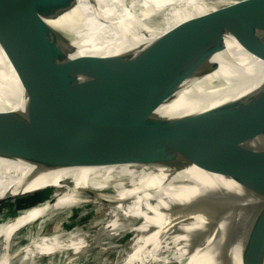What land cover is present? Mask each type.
I'll use <instances>...</instances> for the list:
<instances>
[{
    "label": "water",
    "instance_id": "95a60500",
    "mask_svg": "<svg viewBox=\"0 0 264 264\" xmlns=\"http://www.w3.org/2000/svg\"><path fill=\"white\" fill-rule=\"evenodd\" d=\"M77 2L0 0L1 49L15 70L27 58L33 63L23 105L0 111V158L35 167L19 186L25 188L41 173L66 168L224 166L257 157L252 175L238 182L240 192L217 185L222 195L211 194L214 188H207L194 200L216 219L220 217L227 229L264 242V82L241 97L185 116L157 115L122 94L114 107L119 111L107 113L118 112L119 117L80 124L94 116L95 109H105L107 93H89L90 88L117 79L134 88L160 87L165 85L163 80L152 73L170 75L173 71L144 57L77 53L75 43H90V32L89 38H83L75 24L70 35H65L48 22ZM89 3L98 6L97 0ZM151 4L153 11L145 19L160 27L170 23L168 14L173 8H206L173 26L169 35L208 56L223 52L231 36L264 62V0H151ZM68 183L71 180L60 184ZM46 189L56 188L8 193L0 198V206ZM262 260L246 253L242 264H262Z\"/></svg>",
    "mask_w": 264,
    "mask_h": 264
},
{
    "label": "bare ground",
    "instance_id": "6f19581e",
    "mask_svg": "<svg viewBox=\"0 0 264 264\" xmlns=\"http://www.w3.org/2000/svg\"><path fill=\"white\" fill-rule=\"evenodd\" d=\"M89 1L91 0H78L70 11L48 20L65 35H70L74 27L86 39L90 32V43H75L78 45L77 53H122L134 58L144 57L162 63L165 70L173 72L170 75L152 73L156 79L163 80L162 84L165 85L150 89L134 88L120 79L102 82L104 84L90 88L89 93H107L105 109H95V115L84 119L80 124L100 121L105 116L107 119L119 117L118 112L107 113L119 111L114 107L121 100L122 94L130 96L132 102L141 108L151 109L157 115L185 116L241 97L264 82V62L231 36L226 38L223 52L208 56L169 35L167 31L173 26L206 8L197 7L188 11L191 7L182 4L186 8L181 6V10L177 7L169 10L170 23L160 27L146 21L154 4H144L146 0H97L98 6L91 5ZM134 4L136 5L130 7ZM210 6L211 4L207 5ZM84 23L85 31L84 28L81 31ZM32 64L31 58H27L15 70L0 47L1 112L18 109L23 105ZM256 160L257 157H252L224 166L195 164L182 168H66L41 173L32 183L21 188L20 183L35 167L23 161L0 158V198H5L8 193L16 194L44 187L56 188L51 198L41 199L37 203L33 201L21 213L0 223V264H15L16 260L12 261L15 258L10 257L8 249L14 244V233L17 234L25 227L31 228L33 234H27L25 238L28 242L14 254L18 255V262L39 255L54 256L60 252L65 253L66 250L72 252L73 258L70 261H73L87 249L105 244L109 245L103 249L108 248L114 238L128 233V244L114 245L127 251L123 259L114 264H166L170 259H175L177 264H242L246 253L251 257L257 254L264 264V242L227 229L220 217L216 219L212 212L194 200L207 188H214L211 189V194L220 195V190L215 189L217 185L240 192L238 182L252 175ZM232 172L244 175L236 177ZM68 180H71L70 184H60ZM12 187L13 191H8ZM40 193L23 197L35 198ZM224 197L228 196L224 194ZM52 198L55 199L54 202H51ZM232 199L234 200L233 197ZM16 200L10 202L14 203ZM87 204L109 210L104 227L92 240L95 245L87 246L85 235L74 234L65 241L61 240L60 233L43 236L52 214L63 210L70 212L75 207ZM5 205L7 203L0 206L3 212L6 211ZM0 218L3 220L2 216Z\"/></svg>",
    "mask_w": 264,
    "mask_h": 264
},
{
    "label": "rangeland",
    "instance_id": "374dc122",
    "mask_svg": "<svg viewBox=\"0 0 264 264\" xmlns=\"http://www.w3.org/2000/svg\"><path fill=\"white\" fill-rule=\"evenodd\" d=\"M149 3L151 4V0H146L144 4ZM135 5L136 4L130 7H133ZM55 190L56 189H47L41 191L38 197L35 198L20 197L14 203L10 201L7 202V205H5V212H3V208L0 207V216L3 217V220H1L0 218V223L8 221L15 214L21 213V211L33 201L37 203L38 201H41V199L45 200L51 198ZM108 212L109 210L105 207H101L95 204H87L75 207L70 212H65L63 210L58 213H54L52 214L50 220L47 222L46 227L44 228L43 236H51L53 234L60 233L61 240L65 241V239L67 240L69 238H72L71 236L74 234L85 235L86 245H95L92 240L96 238L97 232L104 227L109 217L107 215ZM32 232L33 231L31 228L27 229L25 227V229L21 228L17 234L14 233V236L12 237V239L14 238V244L13 246H9L8 250L10 253V257L12 256L15 258L12 259V261L16 260L15 264H114L123 259V257L127 253L126 250L114 247V245H126V243L128 244L130 240V234L126 233L124 234V236L120 235L111 241L110 247L103 249L104 246L106 247L109 245L105 244L96 246L94 249H87L86 251L81 253V255L77 257L74 256L75 260L73 261H70V259L73 258L71 257L72 252L70 250H64L65 253L60 252L54 256H52L51 254L39 255L33 257V259L29 258L23 262H18V255L14 254H17V250L23 247L28 242V239L25 237H27V234H30ZM253 257L258 256L257 254H255ZM166 264H177V262L175 259H170Z\"/></svg>",
    "mask_w": 264,
    "mask_h": 264
}]
</instances>
